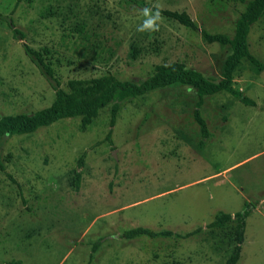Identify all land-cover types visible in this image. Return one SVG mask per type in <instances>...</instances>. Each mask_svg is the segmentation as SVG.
<instances>
[{"label": "rangeland", "instance_id": "374dc122", "mask_svg": "<svg viewBox=\"0 0 264 264\" xmlns=\"http://www.w3.org/2000/svg\"><path fill=\"white\" fill-rule=\"evenodd\" d=\"M153 4L228 35L243 10L238 0H0V116L31 113L54 99L23 43L48 51L62 87L106 72L140 82L152 65L175 61L220 80L226 48L162 15L158 31L137 30L141 10ZM9 19L22 40L13 38ZM247 42L260 68L241 60L232 87L254 104L224 92L205 98L206 138L192 119L194 91L175 86L122 103L112 128L107 105L83 131L79 119H66L5 139L0 264H86L98 241L90 264H223L232 225H205L245 204L252 209L237 264H264V16ZM134 227L203 230L187 239L121 237Z\"/></svg>", "mask_w": 264, "mask_h": 264}, {"label": "trees", "instance_id": "16d2710c", "mask_svg": "<svg viewBox=\"0 0 264 264\" xmlns=\"http://www.w3.org/2000/svg\"><path fill=\"white\" fill-rule=\"evenodd\" d=\"M21 0H16L20 2ZM243 4V10L235 21L231 35L225 33H211L200 28L185 12L160 10L161 15L167 19L176 21L185 29L200 34L205 44H217L228 50L222 62L221 78L217 82L205 77L201 72L188 68L182 62L169 64H156L151 66L150 74L142 81L136 82L128 79H120L115 73L106 72L100 76L89 79H68L62 87L61 81L56 75L48 58V51L35 50L26 44H22V50L29 61L35 66L39 73L46 79L54 91V99L45 108L38 109L31 113H17L0 116V148L7 138L20 135H30L38 129L48 127L60 120L79 119L80 129L85 130L97 117L98 112L107 105L110 106L109 126L112 128L116 122L121 104L137 99L152 92L162 91L175 86L191 88L195 93L192 119L197 124L202 138L208 136V129L205 120L200 114L203 100L224 92L236 98L246 106L254 103L239 91L232 87L233 72L241 62L247 60L257 69L260 68L259 61L250 53L247 42L251 25L264 16V0H238ZM15 39H23V35L16 29L9 19L7 21ZM135 52V50L133 49ZM111 130L107 132L106 140L110 142ZM84 155H80L77 161L82 166ZM0 171L7 177L5 166L0 154ZM81 183V173L73 170L71 185L74 191H78ZM250 205L245 204L244 209L233 214L217 212L212 221L205 225L206 229L220 230L231 223V238L233 246L223 264H237L240 259L241 246L244 241L245 221L251 212ZM202 228L198 227L186 234H177L169 230L155 232L145 227H134L124 231L121 235L126 240L138 239L141 237L154 239L157 237L187 239L194 237ZM100 243L91 247L89 260L90 264L93 255ZM8 264H18L11 261Z\"/></svg>", "mask_w": 264, "mask_h": 264}, {"label": "clouds", "instance_id": "9594fccd", "mask_svg": "<svg viewBox=\"0 0 264 264\" xmlns=\"http://www.w3.org/2000/svg\"><path fill=\"white\" fill-rule=\"evenodd\" d=\"M141 14L144 17L143 23L138 27V31H150L155 32L159 30L161 21V11L159 4H153L151 7H145L141 10Z\"/></svg>", "mask_w": 264, "mask_h": 264}]
</instances>
